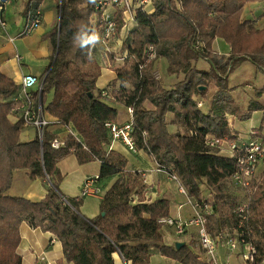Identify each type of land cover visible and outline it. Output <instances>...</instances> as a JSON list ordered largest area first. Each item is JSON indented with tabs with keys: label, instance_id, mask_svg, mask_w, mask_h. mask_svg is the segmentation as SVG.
Returning <instances> with one entry per match:
<instances>
[{
	"label": "trees",
	"instance_id": "obj_1",
	"mask_svg": "<svg viewBox=\"0 0 264 264\" xmlns=\"http://www.w3.org/2000/svg\"><path fill=\"white\" fill-rule=\"evenodd\" d=\"M255 1L152 0L151 11L137 8L124 41L123 64L114 69L118 88L102 95L95 86L99 67L89 56L97 33L101 34L93 21L94 0H60L52 61L39 98L36 91L31 93L42 111L75 133L61 138L64 146L58 148L51 141L60 137L45 128L41 137L36 134L21 141V120L9 119L20 102L18 85L0 72V264H21L17 247L22 222L54 234L64 259L73 264H116L113 253L131 264H147L153 249L182 264H204L185 245L176 248L161 243L160 219L169 214V200L145 201L140 194L141 173L126 170L127 159L109 147L111 138L104 123L117 116L109 101L131 109L137 149L176 175L201 207L210 208L205 223L208 232L217 235L234 230L238 242L254 248L252 264L264 260V167L258 171L264 161L246 189L241 188L246 191L244 199L232 200L224 183L237 188L230 181L238 169L236 158L218 154L219 143L208 144L209 138L238 143L227 120L228 113L237 112L229 92V74L244 61L264 74V27L256 29L251 20L242 18L244 5ZM28 7L34 10L38 3L29 0ZM119 18L117 29L122 25ZM216 38L228 45L226 57L212 50ZM149 48L154 58L148 56ZM159 56L167 60L170 72L184 74L171 88H164L151 71ZM199 59L208 64V70L192 64ZM208 81L218 87L210 99L202 86ZM49 92L52 95L46 101ZM253 92L255 98L264 97V85L254 87ZM255 98L241 118L254 110L264 111ZM145 101L154 109L142 108ZM169 112L184 132L168 131L165 116ZM254 135L264 140V135ZM70 150L79 164L100 161L98 177L117 175L95 217L82 215L80 199L64 197L58 190L62 176L56 161ZM16 169H27L30 179L48 176L50 185L43 198L32 201L6 193ZM202 188L208 196H202Z\"/></svg>",
	"mask_w": 264,
	"mask_h": 264
},
{
	"label": "crops",
	"instance_id": "obj_2",
	"mask_svg": "<svg viewBox=\"0 0 264 264\" xmlns=\"http://www.w3.org/2000/svg\"><path fill=\"white\" fill-rule=\"evenodd\" d=\"M33 2H37L40 8V24L27 35L17 36L22 30L29 12H32V9L28 7L29 0H8L3 12L6 26L0 35V72L13 79L18 85V89L22 76L27 73L36 75L41 79V84L43 83V77L52 61V45L57 37V34H54L57 24L56 13L58 10L56 1L33 0ZM132 24L122 29L120 31L121 33L117 36L121 51L125 49L124 41L127 39L126 34L129 32V27ZM215 41H217L216 45L218 49L224 46L226 48L225 52L229 50L228 45L223 40L216 38ZM89 56L99 67V75L95 81L96 90H100L102 95L105 93L108 95L110 91L116 90L119 84L114 83V37L104 40L102 34L98 32L92 43ZM192 64L202 70L209 69L208 64L201 59ZM241 65H250L252 67V71L250 70L252 74L250 77L252 87L261 88L264 85V74L259 72L249 61ZM115 67H118V65ZM229 79L231 78L229 77ZM248 86L250 87L249 89H253L251 85ZM234 91H237V89H232L230 93ZM51 95L52 92L47 94L46 101L50 100ZM243 95L245 101H247L244 107L247 108L248 101L255 97L254 95L250 97L248 93H244ZM255 99L261 104L260 101L264 97L260 96ZM109 104L117 109L115 119L117 123H124L130 119V113L127 107L117 102L114 103L113 101H109ZM13 112L9 116V119L14 122L20 119V113L19 111ZM42 116L47 121L44 128L57 135V137L64 138L69 132H74L69 126L57 122L55 117L47 112L42 111ZM262 117H264V111L254 110L249 114L247 119L234 117L229 121L230 131L237 134V141L240 145L252 137H257L254 133L251 135V130L253 128L257 129L260 122H264L262 121ZM167 118L171 122L168 124L169 131H171L170 127H175L174 132L171 133L177 132L180 128L183 129L175 121L172 113L169 112ZM235 126L237 130L234 129ZM262 126L264 125H261V128ZM255 133L259 134L261 131L258 133L255 130ZM36 134L37 130L34 127L24 126L20 131V140L29 141ZM109 147L127 159L126 170L141 173L142 183L140 194L144 197L145 201L151 202L161 197L167 198L169 200L168 216L172 218H189L193 214L192 206L187 203L186 197L178 191L179 180H174L143 150L139 149L138 152L131 153L118 140H111ZM229 151V147L223 144L218 149V154L230 156ZM56 167L62 176L58 182L60 194L64 197L79 198V212L88 218L95 217L99 213L102 196L117 179V175L98 177L101 167L100 161L93 160L79 164L72 150L57 159ZM258 169L261 170L260 166ZM87 179L92 180L94 192L82 195V186ZM49 185L50 180L48 176L30 179L27 169H16L13 172L11 185L6 193L13 196L25 197L32 201H38L43 198ZM229 190L228 192L232 194V197H236L237 201L242 199L239 197L241 196L239 189L231 187L230 185ZM205 193V196H208L207 189H205ZM136 198L137 195H135ZM19 233L20 242L17 247V253L21 256V264H73L64 259L61 243L51 232L31 227L27 222H22L19 227ZM161 234L162 244L174 245L175 242H182V245L187 246L190 251L198 256L199 260L204 261V253L195 228H190L184 234L177 235L171 226L162 224ZM229 237H236L234 230H225L222 237L217 241L215 248L216 260L221 264H247L244 255L249 252V245L247 243L236 242L234 246H231L228 241ZM113 257L116 264H131L130 261H125L118 253H113ZM147 264L182 263L170 257L163 256L156 249H153ZM259 264H264V260Z\"/></svg>",
	"mask_w": 264,
	"mask_h": 264
},
{
	"label": "built area",
	"instance_id": "obj_3",
	"mask_svg": "<svg viewBox=\"0 0 264 264\" xmlns=\"http://www.w3.org/2000/svg\"><path fill=\"white\" fill-rule=\"evenodd\" d=\"M8 0H0V35L5 29L6 21L3 16L4 9L7 5ZM137 8H141L145 11H151L152 0H94V17L93 21L99 25L103 39L113 38L114 35L118 36L116 14L122 12L128 14L132 23L134 22V12ZM115 10V13H114ZM40 8L29 12L28 18L17 36H24L31 33L40 24ZM12 39V38H10ZM148 56L150 58L155 57V53L152 48L148 49ZM126 54L122 59H124ZM41 79L36 75L27 73L24 74L19 84V97L20 102L12 109L13 111H19L20 120L22 126H32L37 130V135L41 137L42 130L47 124V121L42 116V108L40 102H34L32 98V90L36 91L37 98H39L41 91ZM129 113L131 109L128 108ZM105 129L109 134L111 140L120 141L124 147H126L131 153L138 152L135 146L132 132L133 127L131 124V117L124 123H117L116 121L108 120L104 123ZM72 133V132H69ZM74 134V133H72ZM253 134V133H251ZM227 140L222 141L209 138L208 144L215 146ZM221 142V143H220ZM53 148L64 146V140L61 138H54L51 141ZM230 156L236 158L238 169L234 172L231 177V183L239 188L246 189L250 184L252 178L256 175L258 165L264 161V140L257 137H252L248 141L238 144L235 140L229 143ZM170 175L174 180H178L176 175L169 172L166 168L161 167ZM180 182V181H179ZM178 191L186 197L187 202L193 208V214L189 218H172L169 216L160 219V222L171 226L174 233L177 235L184 234L190 228H195L199 243L204 253V264H221L215 258V248L217 241L222 237L223 234L212 235L206 228V214L209 213L210 208L201 207L197 200L190 198L184 186L179 183ZM94 192L92 187V180L87 179L84 181L82 186V195H86ZM236 234V233H235ZM229 244L234 246L237 239L229 237ZM249 245V252L244 255V259L247 264H252L254 248Z\"/></svg>",
	"mask_w": 264,
	"mask_h": 264
},
{
	"label": "rangeland",
	"instance_id": "obj_4",
	"mask_svg": "<svg viewBox=\"0 0 264 264\" xmlns=\"http://www.w3.org/2000/svg\"><path fill=\"white\" fill-rule=\"evenodd\" d=\"M59 3H60V0H56V4L58 5ZM57 11L59 12V8H58ZM114 13H115V10H114ZM117 15H119V17H120L119 19L122 22V25L119 27V29H117L118 34H119V33H121L120 31L122 29H125L129 24H132V20H130L128 14H124L122 12H118L116 14V17H117ZM242 18L243 19L248 18L246 20H251L253 27L256 28V29H261L262 27H264V0H258V1H255V2H247L244 5V8L242 10ZM128 34L129 33H127L126 35H128ZM117 40H119L117 35L116 36L114 35V69L115 68H119V65H120V67L122 66L123 60H124L122 58L124 57V55L126 53L125 49H123L122 51L119 49L120 45H119V41H117ZM215 40L213 41V44H212V50L217 52V53H220L224 57H226L229 54V50L227 52H225L226 48L224 46H221V48L218 49L217 45H216L217 41H215ZM244 62H246V61H244ZM244 62H242L241 64H243ZM241 64H239L234 69V71H232L229 74V77L231 79L228 78V86L230 88L229 92L232 89H237V91H234V92L230 93V96H231V98L234 101V104L236 106L237 112H236L235 115H233L232 113H228L227 114L228 122L231 119H233L234 117H237L238 119H244V118H241L240 116L242 114L247 113L248 111H247V108L244 107L247 101H245V97H243L244 96L243 94L244 93L245 94L248 93L250 97H251V95H254L253 94L254 93L253 89H249L250 87L248 86V85H251V88H253L252 87V81L250 80V77L252 75L251 74L252 67L250 65H243L242 66ZM117 65H118V67H115ZM169 70L170 69L168 68V62H167V60L164 57L159 56V57L155 58V61H154L153 66L151 68V71L153 72L154 75L157 76V78L159 79V81L161 82V84L163 85L164 88H171L177 81H180L184 77V74L182 73V71H181V73H182V75H181V73H179V71H175L176 73L174 74V72H170ZM167 73L168 74H172V75L168 76ZM202 86L206 90L205 97L208 98V99H210L212 97V95L214 94V92L218 89V87L215 85V83L213 81H208L207 83L203 84ZM252 98H253V96H252ZM260 102H261V104H264V99H261ZM248 103H249V101H248ZM142 108H144L146 110H152V109H154V106L149 101H145L143 103V105H142ZM167 114L165 116V121L167 123L166 125H167V128H168V124L171 123V122L168 120ZM130 117H131V113H130ZM262 121H264V117H262ZM261 125H264V122H260V124L257 126V129L253 128L251 130L252 133H254L255 130H257L258 133L261 131L262 135H264V126H262V128H261ZM174 128L175 127L172 126V128L170 127L171 131H169V129H168V131L170 133L174 132ZM234 129L237 130L236 126L234 127ZM177 132H181L182 133V132H184V130L182 128H180V129H178ZM261 133H259V134L261 135ZM230 142L231 141H226V142L222 143L221 145L226 144L229 147V143ZM261 167H264V165H260V168ZM258 171H259V169H258ZM256 176H257V173H256L255 177ZM230 185H231L230 182L224 183V189L226 190L229 198H231L232 200H237L236 197H232L231 196L232 194L228 192V191H230L229 190ZM237 189L240 190L241 196H239V197L244 199V195L246 194V191L242 190L239 187H237ZM205 194H206L205 193V189L202 188V196L205 197ZM190 198H192V196H190ZM192 199H194V198H192ZM187 203H189V202H187ZM241 204H243V203H241Z\"/></svg>",
	"mask_w": 264,
	"mask_h": 264
},
{
	"label": "water",
	"instance_id": "obj_5",
	"mask_svg": "<svg viewBox=\"0 0 264 264\" xmlns=\"http://www.w3.org/2000/svg\"><path fill=\"white\" fill-rule=\"evenodd\" d=\"M56 52H57V49L55 50V54H54V55H56ZM44 78H45V75H44L43 79H44ZM42 82H43V80H42ZM182 244H183L182 242H175V243H174V246H175L176 248H179Z\"/></svg>",
	"mask_w": 264,
	"mask_h": 264
}]
</instances>
